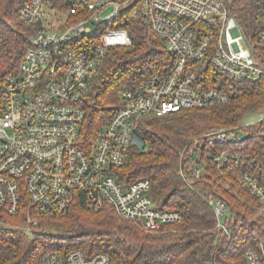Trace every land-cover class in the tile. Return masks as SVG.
<instances>
[{
	"label": "built area",
	"instance_id": "obj_1",
	"mask_svg": "<svg viewBox=\"0 0 264 264\" xmlns=\"http://www.w3.org/2000/svg\"><path fill=\"white\" fill-rule=\"evenodd\" d=\"M19 17L35 33L19 73L6 76L2 85L0 221L25 209L17 228L30 238L39 228L36 216H63L83 194L95 211L110 205L146 233L181 223V211L156 206L149 179L127 184L112 170L125 163L129 146L139 143L136 128L143 119L229 101L227 93L203 81L200 66L209 56L221 73L264 84V29L249 34L225 0H27ZM129 20L152 28L174 57V67L123 87L113 116L90 135L86 107L93 82L112 48L132 45L123 27ZM260 110L251 125L208 129L182 162L196 158L193 173L199 177L206 169L197 154L201 141L242 142L249 126L264 121ZM259 134L264 137V126ZM228 157L223 152L212 161L222 166ZM240 179L259 201L255 217L264 218V189L248 174ZM209 203L217 218L215 232L232 239L235 228L246 229L258 243L246 251L247 264H264V242L253 229L243 220L230 224L225 200L211 195ZM43 264H110V256L51 252Z\"/></svg>",
	"mask_w": 264,
	"mask_h": 264
},
{
	"label": "trees",
	"instance_id": "obj_2",
	"mask_svg": "<svg viewBox=\"0 0 264 264\" xmlns=\"http://www.w3.org/2000/svg\"><path fill=\"white\" fill-rule=\"evenodd\" d=\"M225 1L249 34L255 36L264 29L262 2ZM26 2L0 0V102L5 77L19 73L35 33V27L19 17ZM123 27L132 45L112 48L99 68L86 107L90 135L113 116L123 87L137 86L152 74H167L174 67V57L151 27L131 20ZM200 67L206 87L224 91L229 101L143 119L136 128L139 143L131 144L125 163L112 170L127 184L149 179L156 206L181 211V223L159 233H146L112 206L95 211L85 196L78 194L63 216H36L39 228L30 238L17 228L25 221V209L19 216L4 215L0 221V264H43L51 252L67 255L74 250L87 255L106 253L110 264H247L245 253L258 248L256 239L244 228H235L232 239L218 235L209 199L212 195L225 200L232 214L230 224L243 220L264 242V218L255 217L259 201L240 179L248 174L264 189V137L259 134L264 121L249 126L250 135L240 143L209 145L201 141L197 154L206 169L199 177L193 173L196 158L187 157L183 162L182 158L208 129L241 125L264 108V84L240 82L221 73L211 56ZM223 152L229 157L219 166L212 157Z\"/></svg>",
	"mask_w": 264,
	"mask_h": 264
},
{
	"label": "rangeland",
	"instance_id": "obj_3",
	"mask_svg": "<svg viewBox=\"0 0 264 264\" xmlns=\"http://www.w3.org/2000/svg\"><path fill=\"white\" fill-rule=\"evenodd\" d=\"M258 119H259L258 114H252V115H249V116L246 117V119L243 121L242 125H247V126H248V125H251L252 123L257 122ZM240 133H241V135L243 136V138L246 137V134H245L244 131H240ZM137 141H139V140H137ZM159 232H161V231H159ZM159 232H157V233H159Z\"/></svg>",
	"mask_w": 264,
	"mask_h": 264
},
{
	"label": "water",
	"instance_id": "obj_4",
	"mask_svg": "<svg viewBox=\"0 0 264 264\" xmlns=\"http://www.w3.org/2000/svg\"><path fill=\"white\" fill-rule=\"evenodd\" d=\"M260 111H262V112H263V111H264V108H263L262 110H260Z\"/></svg>",
	"mask_w": 264,
	"mask_h": 264
}]
</instances>
